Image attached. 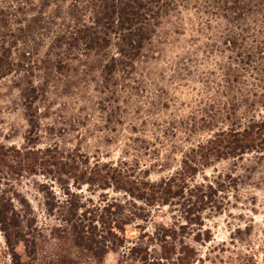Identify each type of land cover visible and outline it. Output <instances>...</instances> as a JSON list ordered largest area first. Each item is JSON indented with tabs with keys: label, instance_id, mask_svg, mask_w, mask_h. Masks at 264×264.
<instances>
[{
	"label": "trees",
	"instance_id": "1",
	"mask_svg": "<svg viewBox=\"0 0 264 264\" xmlns=\"http://www.w3.org/2000/svg\"><path fill=\"white\" fill-rule=\"evenodd\" d=\"M218 1L224 10H231L235 23L240 22L236 28L249 33L251 28L245 26L250 18L264 34V0ZM4 2L0 8V80L16 74L12 84L30 126L21 144L0 139V230L13 264H26L20 245L34 251L46 234L55 243L40 258L42 264H104L112 252L117 254V264H199L202 258L187 237L193 234L196 241L211 240L210 230H203V214L222 212L229 192L234 194L239 183L261 174L257 168L264 161V40L245 46L243 54L238 53V66L224 70L223 96H230L205 107L200 118L201 126L213 131L211 136L183 149L177 168L153 180L150 170L138 163L104 161L100 155L92 159L57 139L41 146V128L54 131L56 127L42 124L38 104L49 101V92L54 99L61 97L59 82L67 85L62 88L67 93L89 76V70L97 69L105 83L116 72L127 77L136 69L137 59L145 56L162 19L180 5L197 0ZM19 43L22 47L15 49L13 57ZM111 95L115 100V94ZM113 113L106 122L113 121ZM226 159H232L235 167L239 160L250 162L243 173L234 168L216 176L203 175L206 168ZM200 174L205 180L198 181ZM24 180L40 195L41 214L20 190ZM165 207L174 221L159 214ZM41 216L49 221L42 223Z\"/></svg>",
	"mask_w": 264,
	"mask_h": 264
},
{
	"label": "rangeland",
	"instance_id": "2",
	"mask_svg": "<svg viewBox=\"0 0 264 264\" xmlns=\"http://www.w3.org/2000/svg\"><path fill=\"white\" fill-rule=\"evenodd\" d=\"M197 2L184 3L162 19L145 49V56L137 59L136 69L127 77L116 72L114 78L105 83L97 69L89 70V76L76 87L72 85L67 93L62 90L67 85L59 82L61 97L54 99V94L49 92L52 103L42 101L38 104L42 124L56 127L54 131L41 128V146L57 139L67 148H80L92 159L100 155L104 161L138 163L150 170L153 180L176 169L183 149L213 133L201 126L200 118L205 114V107L210 108L212 102L216 106L218 101L230 96H223L224 70L228 66H238V53L245 46L264 40L256 21L249 18L245 27L251 29L243 33L235 27L240 22L231 19V10H224L222 2ZM4 4V0H0V8ZM244 34L247 36L242 37ZM228 40L232 43L228 44ZM20 47L21 43L14 48L13 57H16L15 49ZM45 48L46 43L40 54ZM36 75L42 73L36 72ZM15 76L0 80V139L21 144L30 126L19 104L18 90L12 84ZM237 87L241 90L242 85ZM111 94H115V100ZM114 111L120 120L114 116L112 122H106ZM73 117L76 122L71 123ZM220 126L224 124L220 122ZM60 128L64 129L61 133L58 132ZM249 162L239 160L235 167L232 159H226L206 168L203 175L216 176L234 168L237 173H243ZM257 170L261 174H257L256 179L239 183L234 194L229 192V202L222 212L207 210L203 214V230H210L211 240L196 241L193 234L187 237L197 257L202 258L199 264H264V180L261 182L259 178L264 177V161ZM203 175L197 177L198 181L205 180ZM19 188L41 214L40 195L32 183L24 180ZM55 190L59 192L57 187ZM159 214L167 221H174L168 207ZM39 219L42 223L49 221L44 220V216ZM151 227L149 224V229ZM45 236V241L34 247L35 252L20 245L19 252L26 264H42V255L53 250L54 239L49 234ZM0 264H13L1 230ZM104 264H117V254L109 253Z\"/></svg>",
	"mask_w": 264,
	"mask_h": 264
}]
</instances>
